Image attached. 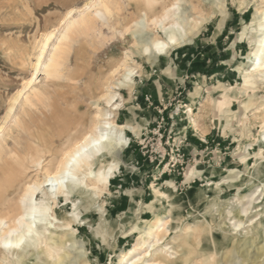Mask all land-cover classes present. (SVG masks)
<instances>
[{
  "label": "rangeland",
  "instance_id": "1",
  "mask_svg": "<svg viewBox=\"0 0 264 264\" xmlns=\"http://www.w3.org/2000/svg\"><path fill=\"white\" fill-rule=\"evenodd\" d=\"M91 1L97 0H0V125L33 76L39 40L59 28L71 8ZM192 1H202L196 13ZM113 2L112 22H99L95 33L78 38L58 78L37 76L36 87L50 100L35 101L24 116L25 130L11 131L7 144L15 159L13 168L0 172V202L15 204L25 183L44 180L67 139L78 137L99 109L127 127L119 167L101 194L74 193L68 204L63 195L39 194L48 216L43 224L55 241H67L59 259L48 258L34 241L32 259L20 263L17 252L1 242L0 264H127L121 262L125 253L158 219L171 223L163 244L175 247L169 252L178 264H264V256L250 260L264 248V75L245 86L263 34L264 0ZM176 3L190 21L203 22L190 43L157 66L141 54L136 36H152V20ZM126 60L135 75L130 86H121ZM109 91L117 94L112 104L105 99ZM238 175L247 177L233 185L223 182ZM204 196L207 202L195 211ZM189 228L227 236L228 245L212 256L210 239H189ZM242 240L250 243L251 256L245 252L226 262L227 249Z\"/></svg>",
  "mask_w": 264,
  "mask_h": 264
},
{
  "label": "bare ground",
  "instance_id": "2",
  "mask_svg": "<svg viewBox=\"0 0 264 264\" xmlns=\"http://www.w3.org/2000/svg\"><path fill=\"white\" fill-rule=\"evenodd\" d=\"M201 3L202 1L198 2V4L192 1L194 12L200 9ZM114 5H117V2H113V0H97L86 3L80 8H71L67 11L61 26L46 33L39 40L36 63L33 66V76L29 79L23 90L16 96L14 103L7 111L3 125H0V172L13 168L12 164L14 163L12 161L15 158L12 154L15 152L7 144L8 139L12 137L11 131L14 132V129L25 130L26 123L24 116L27 117V112H29L27 108L33 107L35 101L45 102L50 100L48 92L36 87L37 76L43 72L48 79L58 78L63 69V62L67 60L68 54L72 51L78 38L80 36L88 37L92 33H95L99 22L103 25L105 21H110L109 24L112 22V19L115 17ZM120 22L122 23V21ZM149 22V20H145V23L149 24ZM202 22V18L190 21L189 16H185L178 3L163 8L161 15L155 20H152V23L155 25L153 35L141 34L140 36H136V40L141 45V54L157 66L164 65L171 51L192 41L194 35L199 31ZM260 27L263 34L258 43L256 58L245 74V86L247 87L254 85V80L257 78L256 75H264L263 16L261 17ZM124 62L126 64V71L124 80L120 84L121 86H130L131 82H133L135 70L127 66L128 60ZM116 71L119 72V70ZM215 92L219 93V96L223 99L228 100V96L220 93L222 91L218 88H216ZM213 95L214 93L211 92L209 99ZM116 97L117 94L113 91H109L105 95L108 104H112ZM18 110L22 111V113H17ZM114 121L109 112L104 113L99 109L97 114L91 119L89 125L86 126L85 122L83 123V131L76 133L79 134L78 137H73L75 139H67L63 150L61 149V156L54 158L55 164L52 165L54 167L53 171L47 172L44 180H39L36 176L37 178L35 180L25 183L23 188L21 187L22 194L18 196L20 199L18 198L19 201L15 204L10 201H6L4 204L0 202V243L2 242L4 247L8 248L12 253L17 252L18 262L23 263L26 260L32 259L28 251L31 249V243L34 241L41 247V251L48 258L59 259V251L66 245L67 241L58 242L51 237L48 228L43 224L45 221L44 217H48L45 216L46 208L38 202V196L39 194H43L46 197L50 195V198L56 199L57 196L63 195L66 197L68 204L72 202L74 193L86 194L90 191H96L99 194L103 192L109 184V180L113 176L114 171L118 169L121 154L127 147V140L124 133L127 127L118 125ZM261 160L262 158L259 157L256 164H260ZM32 162L37 167L41 166V162L38 159ZM22 175H24L23 172ZM80 177L81 180H78ZM246 177L239 175L236 179H229L228 177L223 182L233 185L239 183L238 180H244ZM16 180L21 182L20 178H16ZM209 186H213V184ZM48 191L49 195L47 193ZM206 202L207 197L204 196L195 208V211L199 210ZM76 211L77 209L73 212V217H75ZM243 212L245 215L247 214V217L249 216L248 210L245 209ZM236 215L238 216L239 213L237 212ZM242 216L238 226L243 224L244 218ZM72 219V222L78 221V219ZM247 222H252V219H249ZM169 226H171L170 221L158 219L154 225L145 228L135 243L134 248L125 253L121 262L126 261L127 264H178L177 261H173L175 257H171L172 252H169L171 249H175V247H168V245L163 244L165 237L173 230ZM250 226L248 225L247 227ZM245 228L243 227L242 229ZM189 229H187L189 230V235L187 233V236L191 240L203 238L204 235L205 238L210 239L207 249H212V256L228 245L229 237H215L210 229ZM246 236H249V232H245L244 237ZM200 243L198 246L202 245ZM249 244V242L244 240L240 241V243H233L227 249L226 255L230 254L231 257L226 258V262L233 263L234 257L240 254L243 255L245 252L251 256V246ZM68 255L67 253L66 256ZM263 256L264 248L257 249L254 256H251V263L259 260ZM151 257H153V260L150 262L148 258ZM212 262L214 261L211 260L209 264ZM40 264H48V262H41Z\"/></svg>",
  "mask_w": 264,
  "mask_h": 264
},
{
  "label": "crops",
  "instance_id": "3",
  "mask_svg": "<svg viewBox=\"0 0 264 264\" xmlns=\"http://www.w3.org/2000/svg\"><path fill=\"white\" fill-rule=\"evenodd\" d=\"M171 55V54H170Z\"/></svg>",
  "mask_w": 264,
  "mask_h": 264
}]
</instances>
